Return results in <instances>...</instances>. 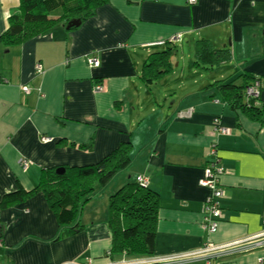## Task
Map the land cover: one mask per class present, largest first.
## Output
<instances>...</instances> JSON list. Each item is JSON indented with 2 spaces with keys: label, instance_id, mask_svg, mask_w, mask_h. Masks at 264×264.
<instances>
[{
  "label": "crops",
  "instance_id": "obj_1",
  "mask_svg": "<svg viewBox=\"0 0 264 264\" xmlns=\"http://www.w3.org/2000/svg\"><path fill=\"white\" fill-rule=\"evenodd\" d=\"M19 5L0 0V37ZM201 38L231 49L230 58L211 68L195 65ZM168 45L172 71L146 84L144 62ZM244 72L261 77L264 110V0H108L75 29L58 24L12 46L0 38V200L19 187L32 189L44 168L93 164L131 141L128 166L96 187L79 216L80 232L60 236L42 193L0 209V264H64L89 251V259L105 261L110 196L139 176L160 195L152 255L263 232L264 122L207 90ZM97 83L104 89L94 90ZM216 118L228 133L215 131ZM213 143L226 172L218 229L209 233L203 207L211 192L202 179ZM240 254L225 261L237 264Z\"/></svg>",
  "mask_w": 264,
  "mask_h": 264
},
{
  "label": "trees",
  "instance_id": "obj_2",
  "mask_svg": "<svg viewBox=\"0 0 264 264\" xmlns=\"http://www.w3.org/2000/svg\"><path fill=\"white\" fill-rule=\"evenodd\" d=\"M108 0H20L16 13L10 16L7 30L0 37L7 46L18 45L40 35L58 24L67 26L73 19L81 22L93 16L98 7ZM79 26H72L69 30ZM172 46L153 52L144 62L141 78L152 84L172 71L170 60ZM231 49L216 48L206 38L196 41L195 65L211 68L228 60ZM257 76L241 73L238 77L219 78L207 90L219 92L224 100L250 117L264 122L262 105L254 97H248L246 88ZM264 106V105H263ZM131 141L121 142L99 162L83 166H65V172L57 173L58 167L41 171L38 183L30 190L19 187L6 192L0 200V209L22 203L31 196L42 193L61 226L60 236L76 234L84 229L79 216L94 194L98 185L108 184L119 171L128 166L131 157ZM159 193L139 180L129 181L110 196L108 224L112 231V246L106 257L133 258L154 254L160 209ZM1 231V230H0ZM0 239L2 237L0 236Z\"/></svg>",
  "mask_w": 264,
  "mask_h": 264
},
{
  "label": "built area",
  "instance_id": "obj_3",
  "mask_svg": "<svg viewBox=\"0 0 264 264\" xmlns=\"http://www.w3.org/2000/svg\"><path fill=\"white\" fill-rule=\"evenodd\" d=\"M189 3H195L197 0H188ZM94 64L98 65L99 60L94 57ZM38 70L42 68L38 65ZM261 84L258 78H256L252 84L246 88V94L248 97H254L257 100L261 95ZM24 91L29 92L30 87L28 85L23 86ZM104 89L102 83H97L94 86V90L99 91ZM215 131L218 130L221 133H228L229 129L223 127L219 123V119H215ZM42 139L46 142L52 140L51 137L43 136ZM210 157L206 166V175L202 179V184L210 189V195L207 198L203 207L204 226L209 233H215L218 229V220L221 215L219 199L224 195V190L220 184L219 177L226 172V168L220 163V158L217 153L216 143L210 147L208 152ZM27 167L26 161H24V168ZM138 180L143 183H147L142 177H138ZM264 247V231L259 235L251 236L245 239H236L227 243L214 244L206 243L202 247L194 250H190L183 253H173L167 255H147L138 256L133 258L122 257L119 260H114L111 257H106L105 261H98L97 259H89L85 262L71 261L64 264H182L189 260H198L202 264H229L225 259L232 254L240 253L242 250H254L255 248ZM256 264H264V257H260Z\"/></svg>",
  "mask_w": 264,
  "mask_h": 264
},
{
  "label": "rangeland",
  "instance_id": "obj_4",
  "mask_svg": "<svg viewBox=\"0 0 264 264\" xmlns=\"http://www.w3.org/2000/svg\"><path fill=\"white\" fill-rule=\"evenodd\" d=\"M177 45H179L180 48H178V51H182L181 49V43H178ZM187 49L186 45H185V48L184 50ZM186 51V50H185ZM94 57H91L90 58V63L95 65L94 64ZM212 73V71L210 70H206L205 73ZM260 76H257V78L259 79L260 81V84H261V77L259 78ZM255 80V79H254ZM253 80V81H254ZM102 86H104L102 84ZM261 88V87H260ZM103 90V89H102ZM101 91V90H99ZM219 96H221V94L218 92L217 93ZM261 96V95H260ZM222 98V96H221ZM168 102V101H167ZM258 103H260V97L258 99ZM171 102H168L167 107H169L168 105H170ZM145 116H148V115H145ZM151 125V121H149V118L146 119V124H145V127H148ZM215 128V127H214ZM50 137V136H48ZM53 138V137H51ZM221 161V160H220ZM64 167V166H62ZM121 172H123V170L119 171V173L121 174ZM117 177V176H116ZM140 177V176H139ZM116 179V178H115ZM137 180H138V177H137ZM219 180H220V177H219ZM117 184H119V178H117L116 180H114ZM110 185H113V184H110ZM107 211H108V208H107ZM263 249H257V250H254V251H249V252H246V253H242L240 255H238V258H237V264H256L257 263V260L260 258V257H264V247H262ZM92 254L91 252H87V253H83L80 257L76 258V262H85L87 261V259H89L88 257H91ZM71 262V261H70ZM232 263V262H231Z\"/></svg>",
  "mask_w": 264,
  "mask_h": 264
},
{
  "label": "water",
  "instance_id": "obj_5",
  "mask_svg": "<svg viewBox=\"0 0 264 264\" xmlns=\"http://www.w3.org/2000/svg\"><path fill=\"white\" fill-rule=\"evenodd\" d=\"M80 24H81V20L80 19H73L67 24L66 28L70 29V27L79 26ZM64 172H65V167H58L57 173L62 174Z\"/></svg>",
  "mask_w": 264,
  "mask_h": 264
},
{
  "label": "bare ground",
  "instance_id": "obj_6",
  "mask_svg": "<svg viewBox=\"0 0 264 264\" xmlns=\"http://www.w3.org/2000/svg\"><path fill=\"white\" fill-rule=\"evenodd\" d=\"M249 251H252V250H248V251L247 250H242V251H240V253H246V252H249Z\"/></svg>",
  "mask_w": 264,
  "mask_h": 264
}]
</instances>
